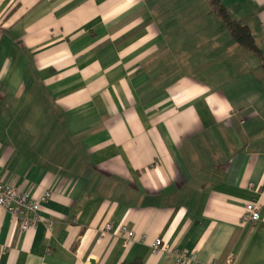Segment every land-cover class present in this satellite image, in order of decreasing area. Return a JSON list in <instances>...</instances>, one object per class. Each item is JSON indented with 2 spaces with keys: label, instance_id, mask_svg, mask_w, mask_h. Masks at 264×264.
<instances>
[{
  "label": "crops",
  "instance_id": "1",
  "mask_svg": "<svg viewBox=\"0 0 264 264\" xmlns=\"http://www.w3.org/2000/svg\"><path fill=\"white\" fill-rule=\"evenodd\" d=\"M220 2L261 56L210 0H0V181L52 192L0 264H264V0Z\"/></svg>",
  "mask_w": 264,
  "mask_h": 264
},
{
  "label": "built area",
  "instance_id": "2",
  "mask_svg": "<svg viewBox=\"0 0 264 264\" xmlns=\"http://www.w3.org/2000/svg\"><path fill=\"white\" fill-rule=\"evenodd\" d=\"M264 33V24H262ZM51 191H45L39 198H34L28 191H22L9 183L0 181V206L4 207L15 218L21 231L34 228L38 223V211L40 203L51 197ZM246 221H259L260 211L257 202H248L245 205L243 215ZM114 231L122 236V245L129 246L136 241V235L133 229H129L125 224L119 225L113 229L109 222H106L100 230V234ZM152 254H157L161 251H168L169 246L162 239H155L151 246ZM174 264H200L196 260L195 253L187 251H174ZM211 264V263H204Z\"/></svg>",
  "mask_w": 264,
  "mask_h": 264
},
{
  "label": "trees",
  "instance_id": "3",
  "mask_svg": "<svg viewBox=\"0 0 264 264\" xmlns=\"http://www.w3.org/2000/svg\"><path fill=\"white\" fill-rule=\"evenodd\" d=\"M213 9L216 14L229 31L234 40L246 50L261 56V50L256 46L254 38L248 29V27L241 22L235 20L220 0H210ZM262 67L264 69V56L261 57ZM120 264H141L139 261H133L130 263L122 262Z\"/></svg>",
  "mask_w": 264,
  "mask_h": 264
}]
</instances>
